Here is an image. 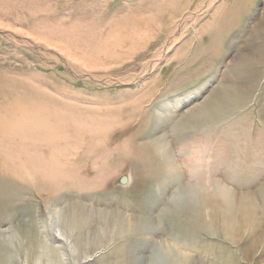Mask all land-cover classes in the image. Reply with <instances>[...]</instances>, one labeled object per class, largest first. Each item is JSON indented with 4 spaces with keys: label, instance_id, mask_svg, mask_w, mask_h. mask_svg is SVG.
Here are the masks:
<instances>
[{
    "label": "rangeland",
    "instance_id": "rangeland-1",
    "mask_svg": "<svg viewBox=\"0 0 264 264\" xmlns=\"http://www.w3.org/2000/svg\"><path fill=\"white\" fill-rule=\"evenodd\" d=\"M0 115L6 264H264V0H0Z\"/></svg>",
    "mask_w": 264,
    "mask_h": 264
},
{
    "label": "bare ground",
    "instance_id": "bare-ground-1",
    "mask_svg": "<svg viewBox=\"0 0 264 264\" xmlns=\"http://www.w3.org/2000/svg\"><path fill=\"white\" fill-rule=\"evenodd\" d=\"M242 93H238V96L236 97V94L234 93H229V96L230 98H234L231 100V103L232 104H235V103H238L239 101H241V96ZM244 95V94H243ZM225 101H221L219 103V105L217 106H222L223 103ZM217 108V107H216ZM215 108V109H216ZM219 108V107H218ZM6 110V109H5ZM209 112V111H208ZM7 114V113H6ZM11 114V113H10ZM5 115V114H4ZM1 116V115H0ZM26 116V115H25ZM5 118V116H3ZM1 117V118H3ZM12 119V118H11ZM8 120V121H11ZM2 120V119H1ZM4 120V119H3ZM15 120V119H13ZM7 122V121H6ZM16 123V122H15ZM10 124V123H8ZM10 128V127H9ZM12 129V128H10ZM6 130V129H5ZM15 131V129H13ZM11 131V130H10ZM3 133V132H2ZM0 133V134H2ZM9 134V133H8ZM16 134V133H15ZM30 134V133H29ZM4 137H5V134H3ZM3 137V136H2ZM22 144V143H21ZM21 147V146H20ZM28 147V146H27ZM22 149V148H21ZM1 158V157H0ZM5 159V158H4ZM12 159V158H11ZM14 161V160H13ZM4 163V161L2 162V164ZM11 163V162H10ZM12 164V163H11ZM1 165V164H0ZM9 168V167H8ZM13 168V167H12ZM6 169V168H5ZM35 169V168H34ZM37 169V168H36ZM10 170V169H9ZM15 175V174H14ZM32 175V173H31ZM30 175V176H31ZM35 175V174H34ZM38 176V175H37ZM41 177V175H40ZM45 177V176H43ZM26 178V176H25ZM28 178V177H27ZM34 178V177H32ZM6 177H5V173L2 174V171H1V168H0V183H3V181H10V180H5ZM44 179H47V178H44ZM34 181V180H33ZM43 181V180H42ZM23 182V181H22ZM25 182V181H24ZM29 183V182H27ZM31 186V185H30ZM40 188H41V185H40ZM39 188V189H40ZM55 188V187H54ZM225 189V190H224ZM9 191V192H8ZM28 191V189H27ZM10 192H13L11 190H6L4 188V185L3 187L0 186V205L2 204L1 202H5V199H11V197L9 196ZM39 192H41L39 190ZM219 193V196L222 198V203L224 205V207H226V210L221 212V215L225 221V233L232 238V241L234 243H236V239L234 238L235 235H236V231L238 229H241V231H243V227H246L247 226V222H249L252 218H251V214H252V210L250 209L249 210V207L245 208V207H242V210H243V218H237V209H239V206L235 203V199H234V195L232 194V192L221 186L218 190ZM52 193V191H51ZM5 194H8L7 197ZM16 194H14L15 196ZM13 196V197H14ZM254 204V203H252ZM204 206V201L203 200H199V199H196V202L194 203V205H192L190 208H188L187 212L190 214L189 217L193 218L194 220H198V222L202 221L201 218H202V208ZM244 206V205H243ZM2 207V205L0 206ZM253 210H255V205L253 206ZM0 213H2V210L0 209ZM221 217V218H222ZM200 219V220H199ZM194 222V221H193ZM208 227L210 226L209 223H207ZM143 223H136V225L132 224L130 225L124 218H117L113 227H114V230L117 231L116 235L119 236L121 235V237H123L124 235H128L129 233L131 232H135V231H139L141 229H143ZM222 236L224 237V235L222 234ZM231 238H230V241H231ZM169 253H168V256L169 257H172L171 259H173V262L175 264H184L182 263L179 258L176 256L175 254V251L172 250V249H169L168 250ZM32 259V258H31ZM0 264H6V261H5V251H4V245L2 243V241L0 240Z\"/></svg>",
    "mask_w": 264,
    "mask_h": 264
}]
</instances>
